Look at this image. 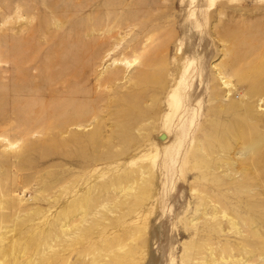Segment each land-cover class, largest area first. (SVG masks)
Listing matches in <instances>:
<instances>
[{
    "label": "rangeland",
    "instance_id": "1",
    "mask_svg": "<svg viewBox=\"0 0 264 264\" xmlns=\"http://www.w3.org/2000/svg\"><path fill=\"white\" fill-rule=\"evenodd\" d=\"M0 264H264V0H0Z\"/></svg>",
    "mask_w": 264,
    "mask_h": 264
},
{
    "label": "bare ground",
    "instance_id": "2",
    "mask_svg": "<svg viewBox=\"0 0 264 264\" xmlns=\"http://www.w3.org/2000/svg\"><path fill=\"white\" fill-rule=\"evenodd\" d=\"M208 2L212 3V0H208ZM166 101H167V105H168V111L164 115V122H163L162 126H163V128H166V130H170V125L172 124L171 121H173L174 113L177 112L176 110L178 109V107L180 105L179 93H178V90L176 88H173L168 93ZM183 127L181 126L179 128L178 132L183 133V131H184Z\"/></svg>",
    "mask_w": 264,
    "mask_h": 264
}]
</instances>
